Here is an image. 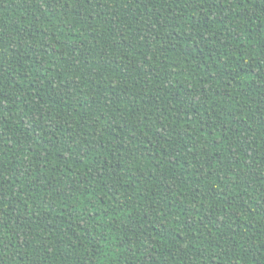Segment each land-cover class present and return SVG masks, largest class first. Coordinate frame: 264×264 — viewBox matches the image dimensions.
<instances>
[{"label":"trees","instance_id":"trees-1","mask_svg":"<svg viewBox=\"0 0 264 264\" xmlns=\"http://www.w3.org/2000/svg\"><path fill=\"white\" fill-rule=\"evenodd\" d=\"M0 264H264V0H0Z\"/></svg>","mask_w":264,"mask_h":264}]
</instances>
